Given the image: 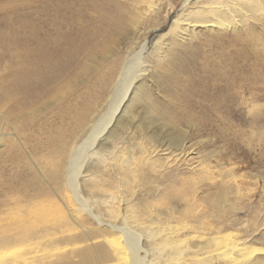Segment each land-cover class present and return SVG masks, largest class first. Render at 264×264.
<instances>
[{
  "label": "bare ground",
  "instance_id": "obj_1",
  "mask_svg": "<svg viewBox=\"0 0 264 264\" xmlns=\"http://www.w3.org/2000/svg\"><path fill=\"white\" fill-rule=\"evenodd\" d=\"M177 1L23 0L0 22V255L53 247L6 264H264L187 139L264 101V0Z\"/></svg>",
  "mask_w": 264,
  "mask_h": 264
},
{
  "label": "rangeland",
  "instance_id": "obj_2",
  "mask_svg": "<svg viewBox=\"0 0 264 264\" xmlns=\"http://www.w3.org/2000/svg\"><path fill=\"white\" fill-rule=\"evenodd\" d=\"M22 1L7 0L8 3L12 4L3 9L0 8V22L6 20L11 24H16L18 20L17 14L21 11L22 13L26 12V10L22 9L24 7ZM180 2V0L177 1L173 8H166L167 17L170 13L174 14L180 6ZM8 32L9 30L6 27L0 30L2 34H7ZM2 56H4V51L0 44V78L6 74L5 72L9 66L7 59ZM248 104L249 101H246V104L242 106L243 109L239 118L226 117L225 129L222 133H220L219 129L220 123L216 117H213L211 118L212 129L209 135L197 136L191 131L190 137L187 139L197 152L196 160L201 161L204 159L205 153H209L208 162L212 167L214 178L210 181L208 179L202 180L200 185L206 191V185L211 186L213 182L221 183L222 181L225 188L223 190L221 188V191L220 188L211 186L208 195H211L212 201L223 195L227 201L225 204V206L227 205L226 212L234 209V212L238 214L236 224L241 223L244 225L242 227L241 224H238L229 231L239 233L238 236H242L243 239L247 240L248 244L260 247L264 246V101L257 100L254 103L257 104L255 106V108L257 107L256 109L253 107V103L251 105ZM252 107L254 113L250 111ZM257 109L259 112H256ZM255 112L259 116L257 122L251 120V116ZM229 170L234 177H224ZM21 171H24V169H21ZM207 192L204 194H207ZM45 236L40 240L34 241L41 244H33V247H19V249L16 247L4 250L0 255V264H6L5 262L9 258L12 259L11 257L13 259L20 257L18 258L19 261L25 260L27 263L28 258L37 253H48L53 247L42 246L48 240V236ZM141 257H143V254Z\"/></svg>",
  "mask_w": 264,
  "mask_h": 264
}]
</instances>
